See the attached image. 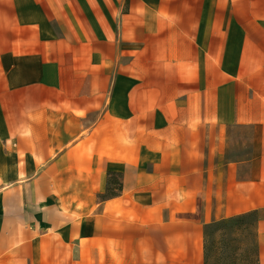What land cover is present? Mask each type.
<instances>
[{"label":"crops","instance_id":"0c3cea01","mask_svg":"<svg viewBox=\"0 0 264 264\" xmlns=\"http://www.w3.org/2000/svg\"><path fill=\"white\" fill-rule=\"evenodd\" d=\"M254 212L264 264V0H0V264H205Z\"/></svg>","mask_w":264,"mask_h":264},{"label":"trees","instance_id":"16d2710c","mask_svg":"<svg viewBox=\"0 0 264 264\" xmlns=\"http://www.w3.org/2000/svg\"><path fill=\"white\" fill-rule=\"evenodd\" d=\"M121 177L109 174L106 198L122 191ZM257 222L254 212L209 225L205 231V264H260Z\"/></svg>","mask_w":264,"mask_h":264}]
</instances>
